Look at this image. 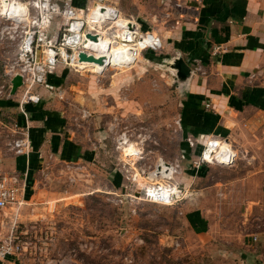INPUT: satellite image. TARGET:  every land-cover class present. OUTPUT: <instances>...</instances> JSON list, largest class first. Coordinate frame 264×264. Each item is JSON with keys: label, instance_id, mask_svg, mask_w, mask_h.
Listing matches in <instances>:
<instances>
[{"label": "rangeland", "instance_id": "374dc122", "mask_svg": "<svg viewBox=\"0 0 264 264\" xmlns=\"http://www.w3.org/2000/svg\"><path fill=\"white\" fill-rule=\"evenodd\" d=\"M37 1L0 0V99L20 98L23 88L18 96L8 95L10 78L26 65L19 44L38 13ZM10 2L29 10L11 17ZM168 2L163 14L169 17L149 23L162 40L159 25L168 30L179 20L171 12L181 4ZM93 5L79 14L83 31L88 30L86 17ZM107 5L125 17L130 16L120 7L133 13V5L125 0ZM145 9L150 17L157 13L152 3ZM68 23L54 18L51 36L57 33L60 39ZM162 50H137L126 66L115 62L101 72L91 63H83L85 69L56 67L69 76L64 84L67 97L57 98L59 108L65 111L69 131L94 150L96 162L70 164L48 158L35 173L32 203L23 207L18 220L16 235L23 251L12 257L16 264H264V200L254 193V179H243L264 169L263 134H234L233 143L228 141L238 154L233 166L195 169L193 153L181 148L191 141L182 137L178 120L183 87L172 66L176 56ZM151 54L163 62L144 60ZM120 58L121 54L115 60ZM0 112V121L11 126L13 120L5 119L16 113ZM10 140V132L0 135L1 158L14 156ZM240 140L254 146L260 141L255 148L259 157L251 158L252 151L243 153ZM161 163L171 166L173 175L151 179ZM158 185L176 187L181 194L172 196L170 205L156 202L152 194ZM258 200L259 205L248 204ZM196 217L203 219L202 227Z\"/></svg>", "mask_w": 264, "mask_h": 264}, {"label": "crops", "instance_id": "0c3cea01", "mask_svg": "<svg viewBox=\"0 0 264 264\" xmlns=\"http://www.w3.org/2000/svg\"><path fill=\"white\" fill-rule=\"evenodd\" d=\"M120 1L123 0H72V3L82 9L95 2L107 4ZM125 1L133 5V13L120 7L121 12L135 19L142 31L153 33L149 23L156 18L164 20L163 5L169 3L168 0ZM170 2L190 3L197 9L192 19H179L168 30L160 25L158 27V33L163 38L162 51L165 55L180 56L192 69L196 70L199 67V72H194L183 87L178 106L182 137L190 139L193 144V147L187 142L183 144L182 152L183 150L191 152L196 158L202 148L195 151V147L203 141L220 138L233 143V136L237 131L246 135L251 133L256 137L263 134L261 138L264 139V0H170ZM150 3L157 8V13L155 15L152 13L151 17L149 10L145 9ZM57 35L54 33L52 36ZM144 56L148 63L163 62L161 56L152 54ZM57 71L58 69L48 75L46 86L35 88L34 92L40 97V101L24 107L32 142L31 153L27 157H0V172L9 169V173L15 172L20 176H26V185L22 193L24 204L18 209L14 207L7 209L5 211L7 220L3 219L0 223L11 221L15 215L19 220L23 207L28 205V202L32 203L31 189L35 173L48 158L70 164L96 162L94 150L86 147L78 135L69 131L65 111L62 106L59 108L57 98L62 100L67 97L64 84L69 81V76L67 71L60 72L61 74ZM7 100L15 102L11 99H0V104ZM0 111L16 113L17 119H13V123L25 126L24 117L18 107L0 108ZM250 144L252 147L248 146ZM260 144V141H257L254 146L253 142L245 140L238 143L243 153L248 156V151H252L250 156L255 159L259 157L255 148ZM194 176L189 171V177ZM243 179H254L258 187L253 189L254 193L260 194L264 200V169L262 172L253 171ZM260 202L251 201L248 204L259 205ZM200 216L204 219L203 215ZM196 219L197 225L202 227L203 219L197 217ZM13 261L14 259L10 257L2 264H16Z\"/></svg>", "mask_w": 264, "mask_h": 264}, {"label": "built area", "instance_id": "2783aa9c", "mask_svg": "<svg viewBox=\"0 0 264 264\" xmlns=\"http://www.w3.org/2000/svg\"><path fill=\"white\" fill-rule=\"evenodd\" d=\"M42 2V4H40L41 0L34 2V7L38 9V13L34 17L31 28L25 32V36L19 44V51L22 56L27 58L26 65L18 72H15L10 78L11 82V79L16 75L22 77V86L20 88L23 89L16 104L19 112L24 117L25 126H20L17 122H14L11 126H7L0 121V135L5 133V131L11 133V140L8 146L14 156L27 157L31 153L29 127L27 125L28 118L24 107L29 104H37L40 101V97L36 95L34 88L36 86H46L48 75L60 64L78 69L88 67H84L83 63L90 62H80L79 54L91 55L88 52H84L79 43L75 45V42L79 40L80 36L86 39V36L90 34L95 36L97 41L98 36L96 33L101 32L103 37H109L110 35L113 39L117 38L121 42V44H118V42L111 39L115 44L123 46L132 44L129 46L139 51L151 50L156 52L162 49V40L158 35L153 32L142 31L141 26L135 19L123 16L116 8L110 5L97 3L99 10L114 13L116 16L115 20L96 15L93 26L89 25L88 30L83 31L84 23L79 17V14L83 10L75 6L72 0H42ZM13 3L17 5L15 2ZM13 3L10 2V5ZM16 9L15 11H8L12 13L11 17L15 13L16 18L18 17V13L28 12V10L20 12ZM196 10L190 3L181 4L176 5V9L171 14L176 15L178 19L189 20L195 16ZM169 15L168 13L164 14V18L169 17ZM58 16L67 19L69 22L66 28L63 29L60 39L57 36H51V25L54 18ZM86 22L88 23L87 19ZM109 22L110 25L104 27V24ZM76 24H80L77 31L78 36L73 32V27ZM92 27L94 31L91 30ZM196 70H199V67ZM9 92L10 86L8 90V95L10 96ZM17 92L15 95H17ZM190 145L192 146L191 142ZM237 158V151L227 140L210 138L205 141L199 156L193 160V166L197 170L209 165L231 167L235 164ZM157 178L164 179L163 175L161 176L160 174L157 175ZM25 185V175L20 176L15 172H0V218L7 216L5 214L7 209L13 207L18 209L24 204L22 193ZM153 194L157 195L158 198L154 199L152 197L154 201L170 205L173 201L172 196L177 197L181 192L176 187L170 189L169 186L158 185L156 189H153ZM163 194L169 197L165 201L161 200ZM17 228L18 220L16 215L13 216L11 221L0 223V264L23 251V247L16 235Z\"/></svg>", "mask_w": 264, "mask_h": 264}, {"label": "bare ground", "instance_id": "6f19581e", "mask_svg": "<svg viewBox=\"0 0 264 264\" xmlns=\"http://www.w3.org/2000/svg\"><path fill=\"white\" fill-rule=\"evenodd\" d=\"M5 1L6 0H2V2H5ZM17 4H19V3H17ZM3 5L6 6L5 3H3ZM22 5H24V4L15 5L13 3L10 6V8L8 9V11L9 10L15 11L16 8H17L16 10H19L20 12L29 10L27 6L24 5L25 7L23 8ZM98 7H99V5L97 3H94L93 10L90 12V14H88L87 20H88L89 25L93 26V22L95 21L96 15H100L103 18H107V19H114V20L116 19V16L114 13H111L108 11H101L98 9ZM79 27H80V24H76L73 27V32H75L77 34V36H78L77 31H78ZM91 30L94 31V28L92 27ZM96 35L98 36V40L96 42L88 40L87 38L83 39V37H82V39H81L82 44H80V45H83L84 49H82V47H81V49L84 52L87 51L91 56H94L98 59H100V58L103 59L102 64L91 63V64H93V66H90V67H94L95 71L98 70L99 72H101V70L104 69L108 64L110 65V64L115 63V62H121V63H124V65L126 66L127 64L130 63L129 61L132 58V52L135 53V51H137L136 49H134L133 47H131L129 45L123 46V45L115 44V42H113L111 40V37H107V36L103 37L101 35V32L96 33ZM78 43L79 42L76 41L75 45H77ZM120 54H121L120 60H118V61L115 60V58L116 57L118 58ZM79 64H80V62H79ZM84 67H86V66H84ZM173 173H174V170L171 166H169L168 164H165V163H161V165L158 166V170H155L154 173L151 174L150 178L151 179H153V178L158 179L157 175L160 174L161 176L163 175L164 179H166V178L168 179L171 175H173ZM152 197L154 199H158L157 195H155V194H152ZM162 197H163L161 199L162 201H165L166 198L167 199L169 198L168 196H166L164 194Z\"/></svg>", "mask_w": 264, "mask_h": 264}, {"label": "water", "instance_id": "95a60500", "mask_svg": "<svg viewBox=\"0 0 264 264\" xmlns=\"http://www.w3.org/2000/svg\"><path fill=\"white\" fill-rule=\"evenodd\" d=\"M101 1V0H100ZM88 39H91L93 41H96V37L93 35L88 34L86 36ZM79 60L80 62H90V63H97L102 64L103 59H96L93 56H86L84 53L79 54ZM173 70L176 74V78L179 81V85L181 87H184L188 80L190 79L192 75L191 68L183 61V59L180 56H176L173 58ZM11 87H10V96H15L17 90L22 86V77L20 75H16L11 79Z\"/></svg>", "mask_w": 264, "mask_h": 264}, {"label": "trees", "instance_id": "16d2710c", "mask_svg": "<svg viewBox=\"0 0 264 264\" xmlns=\"http://www.w3.org/2000/svg\"><path fill=\"white\" fill-rule=\"evenodd\" d=\"M74 5H76V4H74ZM15 106L17 107V104L15 102H10L9 100H7V101L3 102L2 104H0V108H9V107L12 108V107H15ZM13 119L16 120L17 116L16 115H11L10 117L8 116V119H5V120H6V122L11 123ZM31 147H32V142H31Z\"/></svg>", "mask_w": 264, "mask_h": 264}]
</instances>
